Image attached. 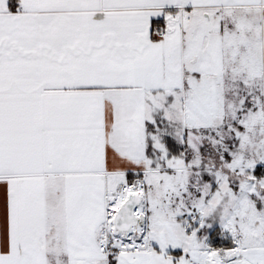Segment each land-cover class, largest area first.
Returning a JSON list of instances; mask_svg holds the SVG:
<instances>
[{"label": "snow or ice", "instance_id": "snow-or-ice-1", "mask_svg": "<svg viewBox=\"0 0 264 264\" xmlns=\"http://www.w3.org/2000/svg\"><path fill=\"white\" fill-rule=\"evenodd\" d=\"M0 264H264V0H0Z\"/></svg>", "mask_w": 264, "mask_h": 264}]
</instances>
